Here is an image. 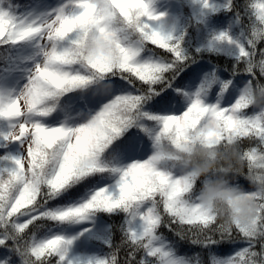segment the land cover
<instances>
[{"label": "snow or ice", "instance_id": "6c2138e0", "mask_svg": "<svg viewBox=\"0 0 264 264\" xmlns=\"http://www.w3.org/2000/svg\"><path fill=\"white\" fill-rule=\"evenodd\" d=\"M0 264H264V0H0Z\"/></svg>", "mask_w": 264, "mask_h": 264}, {"label": "trees", "instance_id": "16d2710c", "mask_svg": "<svg viewBox=\"0 0 264 264\" xmlns=\"http://www.w3.org/2000/svg\"><path fill=\"white\" fill-rule=\"evenodd\" d=\"M36 0H19V3H21V5H25V4H28V3H34ZM245 182L243 180H241V184H244ZM165 231V234L166 235H170L169 233H167L166 230Z\"/></svg>", "mask_w": 264, "mask_h": 264}, {"label": "rangeland", "instance_id": "374dc122", "mask_svg": "<svg viewBox=\"0 0 264 264\" xmlns=\"http://www.w3.org/2000/svg\"><path fill=\"white\" fill-rule=\"evenodd\" d=\"M35 2H37V0H36ZM35 2H34V3H35Z\"/></svg>", "mask_w": 264, "mask_h": 264}]
</instances>
